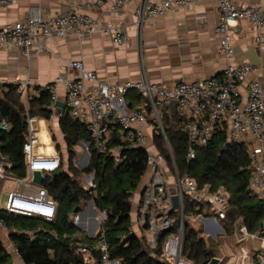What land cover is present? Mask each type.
Here are the masks:
<instances>
[{
  "label": "built area",
  "instance_id": "2783aa9c",
  "mask_svg": "<svg viewBox=\"0 0 264 264\" xmlns=\"http://www.w3.org/2000/svg\"><path fill=\"white\" fill-rule=\"evenodd\" d=\"M18 1L0 0V9L8 8ZM106 1L108 0H86L82 6L97 10ZM131 1L133 0H111L115 14ZM196 1L198 0H141L135 10L137 24ZM214 1L218 9L215 32L219 37L221 51L226 56L233 52L229 28L237 20H246L259 28L256 41L260 45L264 44V11L260 6L251 3L237 4L232 0ZM96 32L110 36L117 45H123L128 40L127 34L121 32L111 19L96 18L78 10L55 11L47 15L35 11L23 20H11L0 25V50L15 48L24 57L30 58L50 51L46 41L51 38H63L67 35L85 38ZM63 71L64 74L56 77L54 82L45 85L49 91V108L56 114L55 102L60 98L57 87L61 86L64 107L57 116L67 114L72 120L81 123L89 133L90 143L96 154L109 155L113 165L117 166L125 161L127 150H146L145 182L139 196L130 199L135 213V229L132 226L130 229L132 233H142L141 239L149 250L154 254L157 252L159 259L170 264H192L182 256L185 200L197 204L198 208L205 207L194 219L202 223L206 234L213 236L224 234L223 227L216 220L225 218L227 203V192L222 186L215 190H210L207 185L199 187L195 179L179 172L166 136V117L170 118L175 114L183 121V129L189 142L187 160L194 159L198 149L206 148L217 132L225 133L229 141L244 143L249 163V188L264 204V93L258 67L248 62L230 64L224 68L220 77L179 81L172 86L147 78L124 82L102 79L94 71L87 70L83 61L76 58L66 61ZM70 72L76 75H68ZM252 74L254 77L248 80ZM245 83L244 99L241 89ZM15 84L21 99L29 97V90L33 85L30 77ZM7 89V84L0 81V90ZM173 101H176L174 107ZM44 119L27 117V133L23 144L27 171L24 177H11L7 173L11 163L2 154L0 145V186L8 178H13L15 182V187L5 192L7 200L4 207L0 208L23 216L53 221L57 202L42 184L33 181L32 176L33 171H40L45 177L62 165L57 144L51 136L46 137L48 127L45 126ZM32 120H35V127L31 126ZM8 127L5 120L0 121V130ZM248 133L249 138L246 136ZM156 136L164 139L171 165L155 145L153 139ZM83 188L94 195V170L83 176ZM174 195L179 204L176 210H172L171 197ZM100 215L103 222L106 214L101 211ZM177 215L180 225L173 232L171 228ZM79 218L80 213L73 215V223L76 224ZM242 222L244 223L243 220ZM243 223V229L239 227L242 238L256 235L262 239L254 258L256 264H264V221L256 234H248ZM0 230H7L3 221H0ZM239 246V261L250 264L251 251ZM7 248L18 254L14 243H8ZM75 252L80 255L83 264H118L117 260L110 258L109 245L103 236L88 245H79Z\"/></svg>",
  "mask_w": 264,
  "mask_h": 264
},
{
  "label": "trees",
  "instance_id": "16d2710c",
  "mask_svg": "<svg viewBox=\"0 0 264 264\" xmlns=\"http://www.w3.org/2000/svg\"><path fill=\"white\" fill-rule=\"evenodd\" d=\"M7 87V90H0V121L5 120L9 127L0 130V145L2 154L11 163L7 173L22 178L27 171L23 156L27 117L49 120L53 112L49 108V91L45 86H36V92L27 98L28 107L22 102L15 83H9ZM58 121L69 151L68 169H62L63 172L56 176L47 174L42 182V186L57 202L54 220L23 216L0 208V221L7 227L6 231L0 232L5 233L8 241L17 247L22 262L83 264L80 255L75 252L76 247L88 245L103 236L109 245L110 258L117 260L118 264H170L159 259L157 252L154 254L149 250L144 241L130 229L133 208L130 199L134 198L133 194L147 170L146 150H127L125 161L114 166L109 155L94 152L89 133L81 123L72 120L67 114L59 116ZM164 125L179 172L195 179L199 187L207 185L210 190H215L222 186L227 192L225 218L220 219L224 234H231L239 219L244 221L248 234H256L264 221V204L249 188L246 145L229 141L225 133L217 132L206 148L198 149L195 158L187 160L189 142L182 119L173 114L165 118ZM153 140L171 165L170 154L162 136H156ZM79 141L90 144L89 162L80 171L72 164L73 148ZM92 170L95 171L96 180L94 195L83 188V176ZM78 172L80 175L75 176ZM88 200L93 202L97 212L104 211L106 214L93 236L85 235L72 220L73 215L82 211V202ZM204 209L189 200L184 202L182 256L192 264H210L213 257H219L214 254L212 247L206 246L201 229L189 225L188 219ZM179 225L177 215L171 230L177 231ZM10 256L0 237V264H8Z\"/></svg>",
  "mask_w": 264,
  "mask_h": 264
},
{
  "label": "crops",
  "instance_id": "0c3cea01",
  "mask_svg": "<svg viewBox=\"0 0 264 264\" xmlns=\"http://www.w3.org/2000/svg\"><path fill=\"white\" fill-rule=\"evenodd\" d=\"M85 1L19 0L8 8L0 9V25L11 20H23L35 11L47 15L55 11L78 10L96 18L113 20L121 32L127 34L128 40L125 44L117 45L110 36L96 32L85 38L75 35L51 38L46 41L50 51L30 58L24 57L15 48L3 49L0 50V81L9 84L30 77L33 83L29 90L31 95L36 92V86L50 84L56 77L64 74L63 65L69 59L76 58L83 61L87 70L94 71L102 79L124 82L147 78L172 86L179 81L220 77L226 66L248 62L259 68V79L264 93V44L260 45L256 41L260 29L246 20L232 22L229 35L233 52L226 56L221 51L219 37L215 32L218 9L214 0H198L165 15L146 19L140 25L137 24L135 10L141 0L131 1L116 14L111 0L106 1L97 10L82 6ZM232 1L237 4H255L264 11V0ZM68 75L76 74L70 72ZM253 77L254 74L250 75L248 80ZM57 88L59 100L63 101L62 87ZM245 89L246 83L241 89L244 99ZM21 100L23 102L25 99ZM58 119L53 113L49 120L44 119L45 126L49 128L50 125L58 124ZM53 120L55 123H51ZM246 136L249 138L250 134ZM139 194L140 192L136 197ZM89 215V220L95 221L96 215L93 211H90ZM192 219L197 221L194 217ZM234 238L235 244L240 242L239 245L251 251L250 264H256L254 256L262 239L256 235ZM217 258L218 264H242L239 261L238 249L230 252L227 257Z\"/></svg>",
  "mask_w": 264,
  "mask_h": 264
},
{
  "label": "rangeland",
  "instance_id": "374dc122",
  "mask_svg": "<svg viewBox=\"0 0 264 264\" xmlns=\"http://www.w3.org/2000/svg\"><path fill=\"white\" fill-rule=\"evenodd\" d=\"M23 102L28 107L27 99H25ZM53 122L55 123V120H53L51 123H53ZM46 132H47V136H46V134H41V136H44V137L45 136L46 137H50L51 136V138L53 139L54 143L57 144L58 149L61 152L62 162H63L61 169L67 170L68 169L67 158H68V155H69V151L66 148L65 141H64V138H63V134H62L58 124L56 123L55 125L54 124L52 126L50 125L48 130H46ZM79 142H81L84 145H86L84 141H79ZM73 151L74 152L72 154V156H73L72 164H73L74 167H76V169L78 171H80L82 163L85 162V160H86V156L84 154V147H83L82 144L77 143L74 146ZM88 161H89V159L87 160V162ZM166 162H167V160H166ZM77 175L79 176L80 173L78 172L77 174H75V176H77ZM85 175H87V174H85ZM11 177H13V176L11 175ZM144 182H145V178L142 177L141 183H140V185L138 187L139 190H136L134 192V194H133L134 198L140 192L141 188L144 185ZM3 184L0 186V207H4V205L6 203L7 195H6L5 192H7V190L10 189V188L15 187V182H14L13 178H8V181L3 182ZM90 204H92V206L94 207L93 202L91 200L82 202V204H81V207H82V211L81 212L82 213L80 212L81 213L80 214V218L76 222V225L79 226L82 229L83 233L85 235H87V236L95 235V232L98 230L99 225L101 223L100 212H97L95 221L94 220H89V218H88V216L90 217L89 213H90V211L92 212V209L90 208ZM132 206H133V208H132L131 215H130V224H131L132 228L135 229L134 223H133V220H134V217H135L134 204ZM188 221H189V225H193L196 229L198 227L201 229V231H202V233L204 235V240H205L206 246L207 247H212V249L214 250V254L216 256L227 257L228 254L230 255V252H235V250L238 249V245H239L240 242H237L235 244V238L234 237H239L240 238V235H239L240 229H239V227H241L243 229V226H241V224L243 223L242 219H239L236 222L237 225H236L235 229H232L231 234L225 235L223 233H220L218 235L216 234L215 236H213L211 234H206V232L203 230V228H201L202 227V223L201 222L195 221V220H191V219H188ZM216 221L218 222V224L220 226L222 225V223H221V221L219 219H217ZM96 225H97V227H96ZM0 231L4 232V230H0ZM3 232H0V237L3 240V242L5 243V245L7 246V244L10 243V242H8V238L5 235V233H3ZM234 233H235V235H234ZM137 236L141 238L142 237V233H140V232L137 233ZM216 236H217V238H216ZM9 252H10V254H13V255L10 256L8 264H24L22 262V260L20 259V257L16 253L11 252L10 250H9ZM231 260H233V259H231Z\"/></svg>",
  "mask_w": 264,
  "mask_h": 264
},
{
  "label": "water",
  "instance_id": "95a60500",
  "mask_svg": "<svg viewBox=\"0 0 264 264\" xmlns=\"http://www.w3.org/2000/svg\"><path fill=\"white\" fill-rule=\"evenodd\" d=\"M175 105H176V101H173L172 102V106L174 107ZM55 106H56L55 113L57 115L63 109L64 103L61 100H57L55 102ZM31 126L32 127H35V120H32L31 121ZM79 143L83 145V147H84V154L86 156L85 162H83L82 165H81V169H84L86 167L87 159L89 158V151H88L89 145L86 144V146H85L83 143H81V142H79ZM62 172H63L62 169H58L55 172H53L52 175L53 176H56V175L61 174ZM32 176H33V181L35 183L42 184L43 179H44V176L41 174L40 171H33L32 172ZM171 201H172V210H176L178 208V206H179L177 197L175 195L172 196L171 197ZM90 208L92 209L93 213L96 215L97 214V210L92 206V204H90ZM91 236H93V235H91ZM218 263H219V259L217 257H213L211 259V261H210V264H218Z\"/></svg>",
  "mask_w": 264,
  "mask_h": 264
}]
</instances>
